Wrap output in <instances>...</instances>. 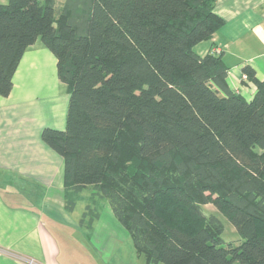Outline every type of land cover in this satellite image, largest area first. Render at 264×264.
Here are the masks:
<instances>
[{"label": "trees", "instance_id": "trees-1", "mask_svg": "<svg viewBox=\"0 0 264 264\" xmlns=\"http://www.w3.org/2000/svg\"><path fill=\"white\" fill-rule=\"evenodd\" d=\"M58 3L0 2V95L37 40L57 56L66 128L42 139L64 158L67 208L93 188L151 264H264V79L245 66L246 99L221 53L195 49L225 23L216 0Z\"/></svg>", "mask_w": 264, "mask_h": 264}, {"label": "crops", "instance_id": "crops-1", "mask_svg": "<svg viewBox=\"0 0 264 264\" xmlns=\"http://www.w3.org/2000/svg\"><path fill=\"white\" fill-rule=\"evenodd\" d=\"M215 10L225 23L195 49L221 53L230 87L251 99L256 85L244 80V68L252 66L264 79V0H216ZM69 104L58 58L37 40L21 58L11 93L0 95V264H92L95 250L105 254L121 243L111 206L108 220L95 208L88 218L90 204L67 208L64 158L43 141L42 131L65 129Z\"/></svg>", "mask_w": 264, "mask_h": 264}, {"label": "rangeland", "instance_id": "rangeland-1", "mask_svg": "<svg viewBox=\"0 0 264 264\" xmlns=\"http://www.w3.org/2000/svg\"><path fill=\"white\" fill-rule=\"evenodd\" d=\"M38 41L42 42L40 39ZM74 197H76V200L74 198L73 199L78 203L79 210H84L90 204V207L88 209L89 211L86 209L88 212V218L92 217L93 214L91 212V209L94 211L95 208L96 211L99 210L103 214L105 220H108L107 209L110 208V205L105 202L106 199L102 198L98 194H95L93 188L88 187L79 194H75ZM203 210L206 214L217 215L223 221L225 226L224 233L222 234L224 245H227L228 243L238 245L243 241L233 223L222 213H220L215 205H213L212 203L204 204ZM115 220L117 222V226H119V235H117V242L121 243L116 245L112 251H106L107 253L105 254L101 252L102 250H95L93 252V260L90 262H92V264H151L147 262L145 254L139 253L137 251L133 239L129 234V231L118 221L117 218ZM102 226L103 221L98 222L96 225V229L94 231L96 241H98L99 237L102 236ZM82 240L85 239L82 238ZM106 254H108L107 257L109 258L110 262L106 261Z\"/></svg>", "mask_w": 264, "mask_h": 264}, {"label": "built area", "instance_id": "built-area-1", "mask_svg": "<svg viewBox=\"0 0 264 264\" xmlns=\"http://www.w3.org/2000/svg\"><path fill=\"white\" fill-rule=\"evenodd\" d=\"M247 77H248L247 74H244L243 78H244V79H247Z\"/></svg>", "mask_w": 264, "mask_h": 264}]
</instances>
